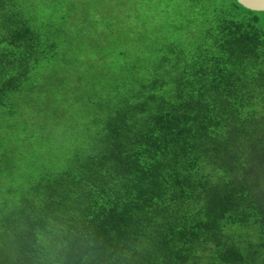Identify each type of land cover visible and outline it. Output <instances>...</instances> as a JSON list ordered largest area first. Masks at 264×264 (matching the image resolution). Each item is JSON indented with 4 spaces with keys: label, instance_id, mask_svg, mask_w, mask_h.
<instances>
[{
    "label": "trees",
    "instance_id": "1",
    "mask_svg": "<svg viewBox=\"0 0 264 264\" xmlns=\"http://www.w3.org/2000/svg\"><path fill=\"white\" fill-rule=\"evenodd\" d=\"M187 3L94 37L0 0V264H264V11ZM64 119L60 158L3 144Z\"/></svg>",
    "mask_w": 264,
    "mask_h": 264
},
{
    "label": "rangeland",
    "instance_id": "2",
    "mask_svg": "<svg viewBox=\"0 0 264 264\" xmlns=\"http://www.w3.org/2000/svg\"><path fill=\"white\" fill-rule=\"evenodd\" d=\"M71 6L73 9L69 8ZM27 8L37 20L68 13L64 23L57 20L59 25L69 26L73 34H91L94 37L102 30L121 37L148 34L174 36L178 32L173 27L183 24L190 15L187 0H29ZM75 14L78 19H71ZM89 19L96 20L97 25L88 27L86 21ZM72 23L74 26H71ZM53 122L46 125L37 120L29 128L14 124L15 129L3 144L13 155L17 153L14 148L23 143L26 152L43 148L38 150L41 154L48 153L52 158H60L70 142L63 133L67 120L59 122L57 127L52 125Z\"/></svg>",
    "mask_w": 264,
    "mask_h": 264
},
{
    "label": "water",
    "instance_id": "3",
    "mask_svg": "<svg viewBox=\"0 0 264 264\" xmlns=\"http://www.w3.org/2000/svg\"><path fill=\"white\" fill-rule=\"evenodd\" d=\"M243 8L255 11L262 12L264 11V0H235Z\"/></svg>",
    "mask_w": 264,
    "mask_h": 264
}]
</instances>
